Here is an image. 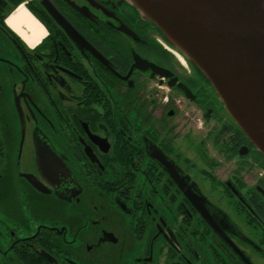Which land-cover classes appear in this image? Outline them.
I'll return each instance as SVG.
<instances>
[{"label": "flooded vegetation", "instance_id": "flooded-vegetation-1", "mask_svg": "<svg viewBox=\"0 0 264 264\" xmlns=\"http://www.w3.org/2000/svg\"><path fill=\"white\" fill-rule=\"evenodd\" d=\"M35 263L264 264V156L129 0H0V264Z\"/></svg>", "mask_w": 264, "mask_h": 264}, {"label": "water", "instance_id": "water-1", "mask_svg": "<svg viewBox=\"0 0 264 264\" xmlns=\"http://www.w3.org/2000/svg\"><path fill=\"white\" fill-rule=\"evenodd\" d=\"M137 1L264 156V0Z\"/></svg>", "mask_w": 264, "mask_h": 264}, {"label": "bare ground", "instance_id": "bare-ground-1", "mask_svg": "<svg viewBox=\"0 0 264 264\" xmlns=\"http://www.w3.org/2000/svg\"><path fill=\"white\" fill-rule=\"evenodd\" d=\"M129 1H133L139 7L141 6L137 0ZM142 12H145L143 8ZM6 23L30 46H34L45 34L43 26L40 25L37 19L34 18L22 4L9 15L6 19Z\"/></svg>", "mask_w": 264, "mask_h": 264}, {"label": "rangeland", "instance_id": "rangeland-1", "mask_svg": "<svg viewBox=\"0 0 264 264\" xmlns=\"http://www.w3.org/2000/svg\"><path fill=\"white\" fill-rule=\"evenodd\" d=\"M12 200V198L10 199V201ZM12 203L9 204V206H11Z\"/></svg>", "mask_w": 264, "mask_h": 264}, {"label": "trees", "instance_id": "trees-1", "mask_svg": "<svg viewBox=\"0 0 264 264\" xmlns=\"http://www.w3.org/2000/svg\"><path fill=\"white\" fill-rule=\"evenodd\" d=\"M36 264V263H35Z\"/></svg>", "mask_w": 264, "mask_h": 264}]
</instances>
